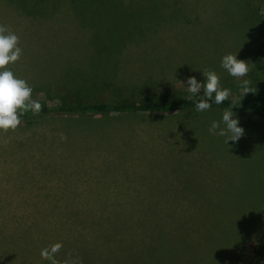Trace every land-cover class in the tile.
Instances as JSON below:
<instances>
[{
	"label": "rangeland",
	"instance_id": "rangeland-1",
	"mask_svg": "<svg viewBox=\"0 0 264 264\" xmlns=\"http://www.w3.org/2000/svg\"><path fill=\"white\" fill-rule=\"evenodd\" d=\"M108 6L82 22L65 3L31 18L0 0V27L23 50L8 67L32 100L188 97L178 81L203 83L204 69L237 98L240 80L220 67L229 53L251 63V94L264 97L252 63L264 0ZM127 9L146 20L120 40L111 32ZM222 112L23 115L0 131V264H50L40 251L55 243L57 264H264V113H236L244 135L226 145L208 131Z\"/></svg>",
	"mask_w": 264,
	"mask_h": 264
},
{
	"label": "clouds",
	"instance_id": "clouds-1",
	"mask_svg": "<svg viewBox=\"0 0 264 264\" xmlns=\"http://www.w3.org/2000/svg\"><path fill=\"white\" fill-rule=\"evenodd\" d=\"M23 50L19 43L18 35L11 30L0 27V131L15 130L21 124V117L31 112L37 115L41 111L39 101L31 99L32 87L27 81L14 74L8 67L21 59ZM250 64L244 60L237 59V53L226 54L221 57L220 67L231 77L240 80L243 96L251 93L253 87L246 79L250 71ZM204 77L203 83L198 82L195 76H188L183 82L178 81L182 87L186 84L188 97L195 105L196 112H207L214 103L221 105L230 96V90L222 85L220 76L211 69L200 72ZM202 95H198L201 93ZM230 104L222 112L219 120H212L208 131L224 138L227 145L229 141L236 142L244 135V129L240 126L239 118L232 111ZM64 138L63 136L61 137ZM62 245L52 244L42 248L40 255L49 260L50 264H57L55 255Z\"/></svg>",
	"mask_w": 264,
	"mask_h": 264
},
{
	"label": "trees",
	"instance_id": "trees-1",
	"mask_svg": "<svg viewBox=\"0 0 264 264\" xmlns=\"http://www.w3.org/2000/svg\"><path fill=\"white\" fill-rule=\"evenodd\" d=\"M5 3L14 9L20 11L25 16L31 18H45L55 14L62 4H68L76 17L83 22L86 14L108 13L110 0H4ZM143 7V6H142ZM140 8V7H139ZM146 9V8H145ZM144 9V10H145ZM140 11H123L125 16L117 23L118 28L113 29L111 36L115 35L120 40L129 38L133 31L137 30V27L141 25L146 16L144 17ZM131 24V25H129ZM129 27H132L129 29ZM104 34L107 30H103ZM110 38H114L111 37ZM106 37V36H105ZM99 48L107 50L109 45H100ZM264 48V35L258 40L255 45V49L252 55L253 67L256 71L264 70V58L262 56ZM202 95V94H201ZM41 104V111L37 115H47L52 113L61 114H78V115H98V116H120V115H133V114H167L181 111H196L195 105L187 97L172 96L163 97L159 99L147 100V101H131L122 100L114 103L103 102H87L84 100L75 99L67 104ZM233 106L232 111L234 113L254 111L258 113H264V97L257 94L241 95L237 98L228 97V99L221 103V105L212 104L209 110H221L223 111L228 105ZM24 115H33L31 112H27Z\"/></svg>",
	"mask_w": 264,
	"mask_h": 264
},
{
	"label": "crops",
	"instance_id": "crops-1",
	"mask_svg": "<svg viewBox=\"0 0 264 264\" xmlns=\"http://www.w3.org/2000/svg\"><path fill=\"white\" fill-rule=\"evenodd\" d=\"M98 204H136V203H112V202H108V203H98ZM164 204H171V203H164Z\"/></svg>",
	"mask_w": 264,
	"mask_h": 264
}]
</instances>
